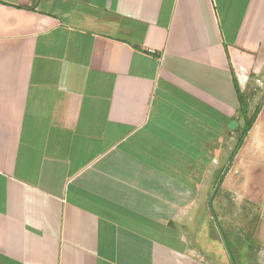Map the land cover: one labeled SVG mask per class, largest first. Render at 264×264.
<instances>
[{
  "label": "crops",
  "instance_id": "1",
  "mask_svg": "<svg viewBox=\"0 0 264 264\" xmlns=\"http://www.w3.org/2000/svg\"><path fill=\"white\" fill-rule=\"evenodd\" d=\"M219 190L264 245V0H0V264H212Z\"/></svg>",
  "mask_w": 264,
  "mask_h": 264
},
{
  "label": "rangeland",
  "instance_id": "2",
  "mask_svg": "<svg viewBox=\"0 0 264 264\" xmlns=\"http://www.w3.org/2000/svg\"><path fill=\"white\" fill-rule=\"evenodd\" d=\"M252 93L243 96V101L248 106L249 114L254 110ZM253 190L247 189V193ZM258 193L263 190H257ZM257 200L256 194H254ZM253 195V196H254ZM214 204L211 209L203 210L200 213V220L197 222L196 228L201 226L207 227V233L214 239H202L204 241V249L211 256L212 264H230L229 254L223 244L221 234L228 238L230 244V253L233 254L236 264H264V245L254 235L255 227L260 219L259 204H240L233 203L234 196L228 190H219L216 192ZM212 210V212H211ZM207 216V217H206ZM206 218L205 220H203ZM194 229V232H195ZM255 237V244L252 251L245 248V244H239L238 239H244L250 233ZM201 236L204 234L200 232ZM239 236V237H238ZM236 239V240H235ZM240 240V239H239Z\"/></svg>",
  "mask_w": 264,
  "mask_h": 264
},
{
  "label": "trees",
  "instance_id": "3",
  "mask_svg": "<svg viewBox=\"0 0 264 264\" xmlns=\"http://www.w3.org/2000/svg\"><path fill=\"white\" fill-rule=\"evenodd\" d=\"M240 107H239V114L240 116L243 118L244 120V126L243 129L241 131L240 137L237 139V142L232 150V155L235 154V152L238 150V148L240 147L242 140L246 134V132L248 131V129L250 128L257 112H258V108H254V110L252 111L251 114H249L248 112V106L247 104L243 101V99L240 100ZM210 207V206H209ZM222 240H223V244L226 248L227 253L229 254V258H230V264H236L233 254L230 253V244H228L229 240L227 237H225L224 235L221 234ZM239 237V236H238ZM240 239V240H239ZM239 239L237 240L239 244H245V248L249 251H252L254 248V244H255V237L253 235V233L251 232L250 235H247L244 239H241L239 237ZM236 240V239H235Z\"/></svg>",
  "mask_w": 264,
  "mask_h": 264
},
{
  "label": "water",
  "instance_id": "4",
  "mask_svg": "<svg viewBox=\"0 0 264 264\" xmlns=\"http://www.w3.org/2000/svg\"><path fill=\"white\" fill-rule=\"evenodd\" d=\"M237 127V122L235 120H232L229 124L230 129H235Z\"/></svg>",
  "mask_w": 264,
  "mask_h": 264
}]
</instances>
